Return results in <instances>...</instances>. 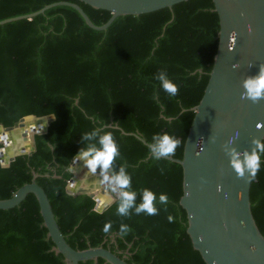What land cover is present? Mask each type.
Here are the masks:
<instances>
[{"label": "trees", "instance_id": "trees-1", "mask_svg": "<svg viewBox=\"0 0 264 264\" xmlns=\"http://www.w3.org/2000/svg\"><path fill=\"white\" fill-rule=\"evenodd\" d=\"M59 1L76 4L95 26L110 16L78 0H0V21ZM217 30L211 0H186L146 14L118 16L102 31L88 28L66 6L0 25V125L15 126L27 115L53 116L46 131L33 136V151L0 166V200L29 183L34 173L72 249L101 246L127 264H204L185 233L186 217L178 205L180 166L154 160L139 140L106 126L137 134L146 144L154 134L168 133L181 140L172 157L180 159L191 108L201 98L212 65ZM161 69L179 86L177 96L170 97L155 79ZM96 128L112 132L121 153L114 169L126 167L137 203L145 188L157 197L167 194L168 204H157L158 215L119 216L118 195L108 184L114 202L102 212L93 211L94 201L86 194L65 191L73 176L68 170L71 160L83 147L80 137ZM261 159V169L250 182L249 203L264 238V156ZM109 221L112 226L105 234ZM121 224L131 228L125 236L119 234ZM51 247L33 195L0 210V264H63ZM103 263L98 258L77 264Z\"/></svg>", "mask_w": 264, "mask_h": 264}, {"label": "water", "instance_id": "water-1", "mask_svg": "<svg viewBox=\"0 0 264 264\" xmlns=\"http://www.w3.org/2000/svg\"><path fill=\"white\" fill-rule=\"evenodd\" d=\"M78 1L108 11L109 18L95 26L76 4L59 1L27 15L4 19L0 25L30 19L52 7L66 6L75 10L88 28L102 31L118 16L146 14L186 0ZM211 3L218 19V30L207 82L198 103L191 108L193 117L181 158L164 159L181 168L182 193L178 205L185 213V233L204 264H264V238L250 211L247 173L244 178H238L222 149V145L235 137L232 146L237 151H250L254 147L251 144L253 138H264V99L257 104L241 99V81L254 75L258 65L264 63V0H211ZM27 119L40 124L39 128L27 129ZM52 121V115H27L15 126L0 125V166L7 167L16 156L33 151V136L43 134ZM106 127L133 136L148 147L137 134L124 133L115 125ZM79 163L82 162L72 164L71 160L69 168L74 167L75 172L67 181L65 191L71 195L86 194L94 201L93 211L102 212L114 198L103 190L98 175L87 173L85 177L90 182L87 178L76 182L74 175L79 170ZM36 177L32 173L29 183L17 188L8 199L0 200V210L14 208L31 194L36 200L46 237L52 243L51 251L62 257L63 264L96 262L98 258L103 264H127L123 257L118 258L101 246L83 250L69 247L56 225L45 193L34 182Z\"/></svg>", "mask_w": 264, "mask_h": 264}, {"label": "clouds", "instance_id": "clouds-1", "mask_svg": "<svg viewBox=\"0 0 264 264\" xmlns=\"http://www.w3.org/2000/svg\"><path fill=\"white\" fill-rule=\"evenodd\" d=\"M251 67V65H249ZM155 79L160 82L161 88L170 96L175 97L179 93V86L173 83L165 69L159 70ZM241 99H248L253 104L259 103L264 99V63L258 65V71L254 75H248L241 81ZM215 142L214 137H209ZM227 141L222 145V149L228 156L229 165L234 170L238 178H244L247 173V180H255L261 169L262 156H264V140L253 138L251 144L254 146L251 150L237 151L232 146L233 140ZM80 143L83 145L78 153L73 157L72 164L77 161L83 163L87 172L91 175H97L103 183L111 186V191L117 193L118 202L116 212L119 216L128 217L131 214H146L155 216L159 214L157 204L167 205L169 198L166 193L157 194L145 188L141 191L140 202L137 203V193L132 190V177L127 172L125 166L114 169L117 158L120 157V149L112 132L103 131L96 128L89 132H84L80 137ZM181 145V140L169 135L168 133H157L151 138L148 144L149 152L154 160L171 158L175 156L176 149ZM70 172H75L74 167L69 168ZM164 170L161 169V172ZM72 187V185H69ZM166 210V208H165ZM169 222L173 221L172 216H168ZM111 221L106 222L103 232L107 234L111 229ZM131 228L126 224L119 226V234L127 235Z\"/></svg>", "mask_w": 264, "mask_h": 264}, {"label": "rangeland", "instance_id": "rangeland-1", "mask_svg": "<svg viewBox=\"0 0 264 264\" xmlns=\"http://www.w3.org/2000/svg\"><path fill=\"white\" fill-rule=\"evenodd\" d=\"M79 170L78 172L74 175V178L77 181H80V180H83L84 178H87V176L85 177V175L88 173L87 172V169L83 166L82 163H79ZM98 175V174H97ZM89 178H87V182H90L88 181ZM102 182V181H101ZM101 186L103 187V190L107 192V184L106 183H101ZM108 193V192H107Z\"/></svg>", "mask_w": 264, "mask_h": 264}, {"label": "bare ground", "instance_id": "bare-ground-1", "mask_svg": "<svg viewBox=\"0 0 264 264\" xmlns=\"http://www.w3.org/2000/svg\"><path fill=\"white\" fill-rule=\"evenodd\" d=\"M32 121H33V120H30V119H27V120H26V125H27V126L29 125V126H28L29 128H27V129H33V128L36 129V128H39L40 124H38V123H37V124H34V123H32ZM33 124H34V125H33Z\"/></svg>", "mask_w": 264, "mask_h": 264}, {"label": "flooded vegetation", "instance_id": "flooded-vegetation-1", "mask_svg": "<svg viewBox=\"0 0 264 264\" xmlns=\"http://www.w3.org/2000/svg\"><path fill=\"white\" fill-rule=\"evenodd\" d=\"M76 185H78V184L76 183Z\"/></svg>", "mask_w": 264, "mask_h": 264}]
</instances>
